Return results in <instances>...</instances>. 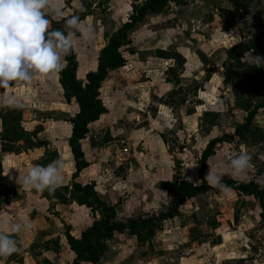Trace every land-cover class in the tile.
I'll return each instance as SVG.
<instances>
[{
  "label": "rangeland",
  "instance_id": "obj_1",
  "mask_svg": "<svg viewBox=\"0 0 264 264\" xmlns=\"http://www.w3.org/2000/svg\"><path fill=\"white\" fill-rule=\"evenodd\" d=\"M143 1L60 0L63 20L76 15L82 22L73 37L80 81L96 68L107 38L127 21L132 7ZM230 1L169 4L162 13L146 17L129 32V42L121 49L126 65L110 71L102 83L100 99L105 113L89 126L82 140L90 162L82 171L83 182L97 184L99 192L106 194V178H112L114 185H120L112 197L117 206H123L134 194L140 196L141 203L145 198L155 200L161 184L170 191L180 179L200 186V157L212 140L218 143L207 160L206 174L209 170L222 174L233 157L247 153L252 167L246 178L224 175L222 180L228 186L253 181L264 187V141L258 143L259 133L264 132V93H256L240 80L242 71L225 65L231 46L263 35L264 0L239 2L238 11ZM86 27L93 29L90 38L83 35ZM175 54L184 60L176 62L171 58ZM250 54L256 56L247 52L242 62L252 66ZM7 91L22 100L24 107L0 105V231L7 232L11 223H26L36 216L56 219L48 241L47 231L35 236L27 233L23 235L25 249L0 257V264H71L75 253L69 258L59 242L65 231H72L68 210L77 208L57 201L33 207V196L38 193L30 188L25 194L27 209L18 211V217L7 215L4 205L18 199L22 187L16 182L19 175L26 174L30 165H48L55 160L57 150L64 161L62 186L70 183L74 162L65 146L71 130L68 120L77 106L65 103L59 73L51 78L40 75L31 82L15 81ZM247 107L256 111L255 117L249 132L243 130L237 136L235 129L244 123ZM162 147L175 159L165 158L167 155L159 151ZM64 192L57 188L48 194L59 201L72 200L63 197ZM163 193L166 210L170 197ZM129 204L119 210V222L129 215L148 214L126 213L131 210ZM95 211L94 215L89 212L90 222L102 218L100 210ZM179 212L177 218L153 232L142 227L137 234L128 231L105 240L104 264H264V218L254 198L229 187L221 195L210 187L187 200ZM74 216L83 224L79 211ZM187 250L191 251L188 259Z\"/></svg>",
  "mask_w": 264,
  "mask_h": 264
},
{
  "label": "trees",
  "instance_id": "obj_2",
  "mask_svg": "<svg viewBox=\"0 0 264 264\" xmlns=\"http://www.w3.org/2000/svg\"><path fill=\"white\" fill-rule=\"evenodd\" d=\"M186 0H144L141 4L132 7V13L127 21L112 33L108 38L106 45L100 50L97 59V66L94 71L86 73L84 81L77 78L78 62L75 52L72 48L70 55L66 57V67L59 72V83L63 90V98L66 104L74 103L77 106V112L68 120L71 130L68 139V146L74 162V172L71 176L70 190L68 187L60 188L65 194L69 193L72 201L78 205L86 207L91 214H95V209H99L102 218L93 220L90 227L81 233L80 239H74L65 232L66 241L69 248L75 253L72 264H97L105 253L104 241L110 239L115 233L129 231L137 234L140 228H150L153 232L154 228L167 219L176 217L179 213L180 206L193 197L204 193L210 186L204 180L207 171V160L213 155L218 140L210 141L200 157L199 177L200 186L193 185L187 180H180L172 185L173 200L170 207L157 216L147 218L130 219L125 223L115 220V210L113 207L106 205L98 199L93 184L84 183L80 177L81 172L88 167V163L84 159L81 149V141L88 133L89 126L96 122L101 115L105 113V107L100 99L101 85L106 79L108 73L113 70L120 69L126 65V60L122 54V47L129 42V32L138 24H140L148 15L159 14L163 12L169 4L185 5ZM245 0H231L230 3L235 11L239 9V2ZM64 20L59 22L51 21L52 29L64 30ZM253 52L256 56L264 58V33L257 40L248 42H239L231 46L226 52V66H230L238 71L239 79H243L245 83L251 85L258 94L264 93V65L250 66L242 62L245 53ZM176 62H182L183 59L175 54L171 57ZM246 68V69H245ZM231 79V78H229ZM238 81V80H237ZM247 110V116L242 125L235 129V135L241 136L243 130H248L252 125L256 111ZM13 112V110H12ZM16 113H20L18 110ZM258 143L264 141V132L259 133ZM7 152V150H2ZM57 156H55V160ZM1 170V164H0ZM1 173V171H0ZM232 190L240 192L243 195L254 198L261 209V215L264 218V187H260L253 181L235 184L232 183ZM151 232V235H152Z\"/></svg>",
  "mask_w": 264,
  "mask_h": 264
},
{
  "label": "clouds",
  "instance_id": "obj_3",
  "mask_svg": "<svg viewBox=\"0 0 264 264\" xmlns=\"http://www.w3.org/2000/svg\"><path fill=\"white\" fill-rule=\"evenodd\" d=\"M49 17L57 22L64 18L60 0H0V89L5 90L0 92V105L23 108V101L7 91L13 82H31L40 75L51 78L66 67L74 30H79L82 22L76 15L66 18L62 31L51 28ZM92 34L93 29L86 27L83 35L90 38ZM249 63L259 67L264 65V58L250 54ZM251 167V156L240 153L228 162L225 172L217 174L209 170L203 181L223 195L228 185L222 177L246 178ZM63 168L62 159L46 166L30 165V170L19 175L16 182L40 193L54 192L62 184ZM28 227L21 221L11 223L9 232L0 231V257L22 251L16 235Z\"/></svg>",
  "mask_w": 264,
  "mask_h": 264
},
{
  "label": "crops",
  "instance_id": "obj_4",
  "mask_svg": "<svg viewBox=\"0 0 264 264\" xmlns=\"http://www.w3.org/2000/svg\"><path fill=\"white\" fill-rule=\"evenodd\" d=\"M162 13V12H161ZM160 14V13H159ZM153 15H157V14H153ZM152 15V16H153ZM150 15H148L147 17H149ZM183 60H184V58L180 55V54H178ZM97 66V65H96ZM77 73H78V70H77ZM109 74V73H108ZM77 75V74H76ZM78 78V77H77ZM19 89H20V87H18ZM17 87H15V89H18ZM8 90V89H7ZM65 148H67V149H69V151H70V148H69V146H68V140L66 141V146H65ZM81 149H82V151H83V145H82V141H81ZM159 151L161 152V153H163V155H167V156H169V157H167V156H164L165 158H168V159H172L171 158V156L170 155H172V152L170 153H168V149H165L164 147H162V148H160L159 149ZM68 152V151H67ZM57 159H62V155L60 154V152L57 150ZM69 153V152H68ZM83 154H84V151H83ZM71 155V151H70V153H69V156ZM182 153L177 157V159L181 156L182 157ZM71 157H72V155H71ZM158 159L161 157V154H159L158 156H156ZM84 159H85V161L88 163V167H89V161L86 159V157H85V154H84ZM175 159V158H174ZM174 159H172V160H174ZM72 160H73V158H72ZM87 167V168H88ZM86 168V169H87ZM85 170V169H84ZM2 171V170H1ZM82 173L83 172H81V174H80V177L82 178ZM4 176H5V173H4ZM136 178V177H135ZM135 178H133V179H135ZM107 180V184H108V186H107V193L106 194H101L100 192H99V190H98V185L96 184V186L93 184V186H94V191H95V193H96V195H97V197H98V199L99 200H101L102 202H104L106 205H108V206H111V207H113L114 208V210H115V220L117 221V222H119V219H118V217H119V210L120 209H122L123 207H124V205L127 203V202H129L130 204V208H131V210H129L128 212L126 211V213H130V211L132 212V211H138V212H141V211H143V212H147L148 214L145 216V217H135V216H131V215H129V218L128 219H123V221L122 222H120V223H125V222H127L128 220H130V219H136V218H147V217H152V216H157L159 213H163V212H165L170 206H167L168 208L165 210V208L162 206L163 205V203H164V201L162 200V198H164L165 197V195H164V193L163 192H165L166 194H168L169 195V197H170V199L168 200V202L170 201V205H171V202H172V200H173V193H172V191H171V188H170V191L169 190H166L165 189V184H161V187L158 189V192H157V197L155 198V200L154 199H152V198H145V202L144 203H141V201L138 199V197H140L139 195H136V196H134V195H132L133 197L131 198V199H129L128 201H126L125 202V204L123 205V206H117V203H116V201H114V199L112 198L113 196H114V194L115 193H118V192H115L116 190H115V188H116V186L117 187H119L120 185L119 184H116V185H114V180L112 179V178H106ZM180 180H185V179H180ZM179 180V181H180ZM110 181V182H109ZM135 181H137V180H135ZM188 181V180H187ZM128 182V181H127ZM70 183H71V178H70ZM70 183L69 184H67V185H65V186H62L63 184H61V186H59L60 188H64V187H67V186H70ZM87 183V182H86ZM175 183H177V182H175ZM191 183V182H190ZM90 184H92V183H90ZM174 184V183H173ZM172 184V185H173ZM131 185H133V184H131ZM134 186L135 185H133L132 186V188H134ZM7 187H9V186H7ZM58 187V189H60ZM137 187L139 188V186L137 185L136 187H135V189H137ZM133 190V192L134 193H137V190ZM69 190H70V188H69ZM33 191H34V189H32L31 190V192L33 193ZM26 192H30V190L29 189H25V188H23V187H21V188H19V190H18V199L16 200V201H14V202H11V203H9V204H5L4 205V209H6V211H8V214L7 215H9L10 217L12 216V217H14V216H19V212L18 211H26V209H27V204L29 203V199H27V197H26ZM35 192V191H34ZM36 193H38V195H35V196H33V198H34V200L36 201V204L34 203V206L33 207H37V205H39V206H44L46 203H48V202H60L61 204H66V205H68L69 207H75V208H77V209H75L74 211H69L68 210V217H69V219H70V221L72 222V225H71V230L72 231H69V235L71 236V237H73L74 239H80L81 238V233L85 230V229H87L88 227H90V225H91V223L92 222H90L89 221V210L86 208V207H84V206H81V205H78L75 201H72V200H69V201H59L56 197V199L52 196V195H49L48 194V191H45V192H43V193H40V192H37L36 191ZM111 194V195H110ZM64 196L63 197H66V198H70V194L69 193H67V195L64 193L63 194ZM168 195H167V197H168ZM200 195V194H199ZM145 196V195H144ZM143 196V197H144ZM198 196V195H197ZM193 198H195V197H193ZM193 198H191V199H193ZM168 199V198H167ZM189 200V199H188ZM186 202V201H185ZM184 202V203H185ZM70 203H72V205H70ZM183 203V204H184ZM182 204V205H183ZM181 205V206H182ZM181 206H180V208H181ZM180 208H179V211H180ZM4 211V210H3ZM80 212L81 214H82V217H83V219H84V221H83V224H79V222H77V221H75L74 220V215H75V213H77V212ZM12 212H14L13 214H12ZM179 214H180V212H179ZM14 215V216H13ZM11 217V218H12ZM178 217V215L176 216V217H174V218H172V219H175V218H177ZM56 218H52V219H50V220H47V219H45V217H43V216H36V217H34L33 219L32 218H29V220L26 222V224H28V225H30V227H28L26 230H22L19 234H17L16 236L17 237H19V242H20V247L22 248V249H25V246H24V237H23V235H25V234H27V233H29L30 235H33V236H35V235H38L39 233H41L42 231H47V233H48V235L47 236H45V237H47V241L50 239V237L52 236V234H51V231H50V229H52V227H55L54 226V224L55 223H53L54 222V220H55ZM169 220H171V219H167V220H164L162 223H164V222H166V221H169ZM23 221H25V220H23ZM161 223V224H162ZM160 224V225H161ZM83 225V227H81L80 228V226H82ZM79 227V228H78ZM10 229V228H9ZM7 232H9V230L7 231ZM66 232V231H65ZM127 232L128 231H123V232H121V233H115L110 239L112 240V239H114L115 238V236L116 235H119V236H122V235H124V234H127ZM43 234V233H42ZM108 240V239H107ZM65 241V242H64ZM188 241V240H187ZM186 243H189V242H186ZM59 245H61L63 248H65L66 249V253H67V256H69V258L70 257H72L71 255L73 254L72 252V250L69 248V245L67 244V241H66V236L64 237V239H62V240H60V242H59ZM105 245V244H104ZM192 246H194V244H192ZM106 247V246H105ZM62 248V249H63ZM62 249H61V252H62ZM68 249V250H67ZM64 250V249H63ZM192 250V249H191ZM105 251H106V249H105ZM188 251V250H187ZM65 253V254H66ZM65 254H64V256H65ZM105 254V253H104ZM104 254H103V256L101 257V259H100V261H99V263H97V264H104V261H103V257H104ZM191 257V255L189 256V257H185L186 259H188V258H190ZM48 260L50 259L49 257L47 258ZM74 259V258H73ZM52 259H50V261H51ZM73 261V260H72ZM1 264H5V263H1ZM11 264H13L12 262H11ZM71 264H72V262H71Z\"/></svg>",
  "mask_w": 264,
  "mask_h": 264
},
{
  "label": "built area",
  "instance_id": "obj_5",
  "mask_svg": "<svg viewBox=\"0 0 264 264\" xmlns=\"http://www.w3.org/2000/svg\"><path fill=\"white\" fill-rule=\"evenodd\" d=\"M123 153L126 154V153H127V149H124V150H123ZM190 254H191V251H187V252H185V256H186V257H189Z\"/></svg>",
  "mask_w": 264,
  "mask_h": 264
}]
</instances>
